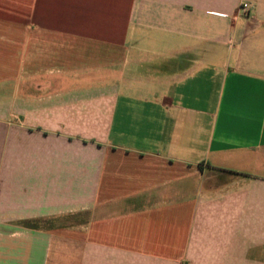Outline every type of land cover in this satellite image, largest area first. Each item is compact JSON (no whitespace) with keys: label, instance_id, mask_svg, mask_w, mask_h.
Instances as JSON below:
<instances>
[{"label":"crops","instance_id":"crops-1","mask_svg":"<svg viewBox=\"0 0 264 264\" xmlns=\"http://www.w3.org/2000/svg\"><path fill=\"white\" fill-rule=\"evenodd\" d=\"M26 20L0 264H264V0H28Z\"/></svg>","mask_w":264,"mask_h":264},{"label":"rangeland","instance_id":"rangeland-1","mask_svg":"<svg viewBox=\"0 0 264 264\" xmlns=\"http://www.w3.org/2000/svg\"><path fill=\"white\" fill-rule=\"evenodd\" d=\"M27 4L28 0H0V81L14 80V64L26 53L23 31L28 25ZM60 222L73 223L74 216Z\"/></svg>","mask_w":264,"mask_h":264},{"label":"built area","instance_id":"built-area-1","mask_svg":"<svg viewBox=\"0 0 264 264\" xmlns=\"http://www.w3.org/2000/svg\"><path fill=\"white\" fill-rule=\"evenodd\" d=\"M241 9L244 11V13H248L249 10H250V3H248V2H244V3L241 5Z\"/></svg>","mask_w":264,"mask_h":264}]
</instances>
